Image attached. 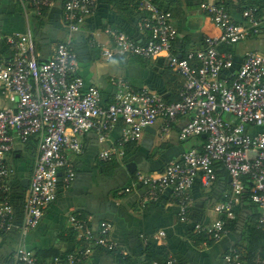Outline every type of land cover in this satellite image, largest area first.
Listing matches in <instances>:
<instances>
[{"label":"built area","instance_id":"1","mask_svg":"<svg viewBox=\"0 0 264 264\" xmlns=\"http://www.w3.org/2000/svg\"><path fill=\"white\" fill-rule=\"evenodd\" d=\"M18 1L27 16H41L52 9L56 0ZM135 1L138 11L144 14L138 28L147 33V39L137 42L107 26L105 33L113 48L103 49L102 56L163 58L167 67L182 79L175 102H167L157 92L137 89L124 79H113L116 92L113 101L106 104L100 90L86 85L78 73V57L70 41L58 43L50 59L41 61L31 30L7 37L10 56L0 54V95L9 104L0 107V233L15 228L14 209L9 200L15 169L9 158L17 142L26 144L34 139L37 143L21 226L22 234L26 235L40 224L56 199L59 185L69 187L74 181L76 171L67 153L82 152L84 134L93 132L103 143L121 126L123 146L138 142L146 128L158 121H162L161 136L166 137L172 125L186 117L189 120L181 127L178 138L187 141L202 137L201 147L184 152L158 174L137 173L136 181L147 189L142 204L157 200L169 189L170 199L179 208V219L187 221L193 208L192 188L199 181L203 189H211L217 180L215 165L221 163L232 192L214 207L222 218L197 224L195 233L214 243L228 235L246 178L252 184V202L259 207L258 223L264 229V55L247 51L236 66L235 54L222 50L261 34L264 14L258 13V7H248L241 14L242 21L237 23L225 0L203 2L201 8L208 13L218 33L204 36L202 49L180 57L174 51L177 30L172 14L153 0ZM96 8V0H64L62 22L70 38L81 31ZM256 128L260 131H249ZM251 151L257 153L254 159L249 158ZM113 154V150H104L100 159L110 160ZM70 222L77 238L87 242L84 249L64 258L55 256L42 261L20 244L4 264H81L95 247L109 253L121 252L110 238L111 225L107 221H102L97 230L91 228L90 218L73 215ZM238 256V251L231 249L225 260L229 264H242ZM166 264L178 263L170 254Z\"/></svg>","mask_w":264,"mask_h":264},{"label":"crops","instance_id":"2","mask_svg":"<svg viewBox=\"0 0 264 264\" xmlns=\"http://www.w3.org/2000/svg\"><path fill=\"white\" fill-rule=\"evenodd\" d=\"M96 1L94 14L84 22L81 31L70 38L62 22L64 0H56L52 9L40 18L33 14L27 16L18 0H0V54L10 56L7 37L16 33L24 34L28 30H31L41 61L50 59L58 43H72L76 38L78 73L86 85L100 90L106 104L113 101L116 92L113 79H124L137 89L157 92L167 101L177 99L182 79L169 71L163 58L147 60L116 54L107 59L102 56L103 49L113 48L110 37L105 33L107 26L111 27L112 24L123 29L128 37H133L137 42L145 41L147 33L138 28L144 14L133 9V4H129L128 0ZM154 1L172 14V23L177 30L174 51L180 57L188 51L202 49L204 36L218 33L208 13L201 8L203 2L214 0ZM229 1V12L237 23L242 21V10L246 6L251 4L264 8V0ZM233 50L237 62L250 50L264 55V33L239 43ZM8 106L0 95V107ZM188 120L189 117H186L172 125L166 137L161 136L162 121H158L151 131L143 133L138 142L123 146L120 144L121 126H117L109 140L103 143L93 132L84 134L81 137L82 152L67 153L76 171L74 181L69 187L59 185L56 199L45 211L40 224L26 235L21 232L23 217L19 210L15 228L0 233V264L8 261L20 244L42 261L74 253L81 239L75 238L73 234L70 222L73 215L90 218L94 230L98 229L102 221H107L111 225L110 238L121 251L111 254L102 248H95L81 264H157V261L146 256L145 240L165 254H171L178 264H229L225 257L231 249L239 250L238 258L242 264H251L245 246L249 235L248 224L255 214V208L243 204L241 200L235 207L234 227L217 243L193 234L197 220L210 223L222 218L214 209L218 202L210 203L209 195L213 187L205 190L200 184H195L191 190L192 217L185 222L178 217L179 208L170 199L169 189L160 194L157 200L142 204L147 189L136 181L137 173L158 174L167 161L177 160L184 152L201 147L203 138L195 137L186 142L178 138L181 127ZM249 131L257 132L260 129ZM107 149L113 150L112 158L118 164L117 167L110 168L111 165L101 163L100 153ZM36 150L34 139L26 144L17 142L16 150L9 158L15 169L14 176L19 172L23 175L22 179L28 178L27 172H32ZM131 164L132 172H129L127 166ZM231 192L228 178L223 193L225 199ZM159 233L163 235L159 236ZM259 247L263 252L264 241L260 242Z\"/></svg>","mask_w":264,"mask_h":264},{"label":"trees","instance_id":"3","mask_svg":"<svg viewBox=\"0 0 264 264\" xmlns=\"http://www.w3.org/2000/svg\"><path fill=\"white\" fill-rule=\"evenodd\" d=\"M128 1H129V4L130 3L133 4V9H136L138 11V5H137L136 1L135 0H128ZM229 2H230L229 0H225V3L227 5L228 9H229V5H230ZM248 7H258V13L259 14H264V8H262L260 6H256V5H251V4L246 6L245 8H243V10H245ZM243 10H242V12H243ZM45 13L46 12H44V14ZM43 15H41V16L34 15V17L40 18ZM111 27L123 32V29H121L119 27H116V26H114L112 24H111ZM123 33H125V32H123ZM261 33H264V30ZM130 38L132 39L133 37H130ZM75 41H76V38H74L73 42L71 43V48L77 54V57H78V60H79V53H78V50L75 47ZM222 50L223 51H227V52H233L235 54V51L231 47H223ZM240 62H241V60H239V62H237V57H236V66L239 65ZM168 69H169V71H172L173 74L178 76V74L173 69H170V68H168ZM177 100H178V96H177V99H175V100H170V101L166 100V101L171 103V102H175ZM198 138L201 139L202 137H198ZM182 142H186V141H182ZM131 144H133V143H131ZM101 163L103 165H107V164L111 165L110 168H114V167L118 166V164L115 162V160L113 158H111L110 160H107V161H102L101 160ZM168 163L169 162L167 161L165 163V165L163 166V168L159 172H162L164 170L166 164H168ZM215 171H216V174H217V180H216V183L214 184V186H213V188H212V190L210 192V195H209V196H211L210 203H217V202L226 200L223 193L226 191V187L228 185V178H229L228 174H227L226 170L224 169L223 164H221V163H217L215 165ZM17 173L18 174H16V176H14L13 179H12V184H11L12 188H11V191L9 193V200H10L12 206H13V209H14L15 222L18 221V217H19L20 211H22L21 214H22V217H23L25 196H26V191H27L26 188H24L23 185H22V180L23 179L21 178V176H23V175L19 174V172H17ZM27 173L29 174L28 175V177H29L31 172H27ZM196 184H200L199 181ZM243 184H244V189H243V194H242L240 200L242 201L243 204L249 205L250 207L255 208V211H254L255 214L251 217V222H249V224H248L249 228H248V232L247 233L249 235H248V237L246 239L247 240V244L245 246V250L249 254V256L247 258H248V260L250 259L249 262L251 264H253V263L263 264V262H264V251L262 252V250L259 247L260 242L264 241V229L261 228V226L258 223V220H259V217H260V211H259V207L255 203L252 202V198H251L252 197V192L251 191H252L253 187H252V184L250 183V180L247 179V178L244 179V183ZM214 187L218 188V190H216ZM257 207H258V209H257ZM192 210H193V208H192ZM192 210H191V213L189 215V218L192 217V212H193ZM82 218H85V217H82ZM199 223H206V222L204 220H202V219L201 220H197L195 222V226L197 224H199ZM234 223L231 224V226H229L228 233L234 227ZM250 223H252V224H250ZM91 228L93 229L92 223H91ZM194 230H195V228H194ZM73 234H74L75 238H77L76 233L74 231H73ZM193 234H194V236H196L198 238H201V239L205 238L206 239V237L204 235H202V234H196L195 232H193ZM80 241L81 242H80V245H79L78 249H84L87 246V242L85 240H80ZM209 241L213 242L210 239H209ZM145 245H146L145 248H146V252H147L146 256L150 260L153 259V260L157 261V264H166L167 258L170 255L169 253L165 254L163 251H161L160 248L159 249L155 248L156 245H154L153 243L148 242ZM95 248H101V247H95ZM62 257L64 258L65 256H62Z\"/></svg>","mask_w":264,"mask_h":264},{"label":"water","instance_id":"4","mask_svg":"<svg viewBox=\"0 0 264 264\" xmlns=\"http://www.w3.org/2000/svg\"><path fill=\"white\" fill-rule=\"evenodd\" d=\"M151 128L152 127H148V128H146L145 131H151ZM256 155H257L256 152H253V151L249 152V158H251V159H254ZM131 167H132V164L127 166V169L129 172H132ZM28 182H29L28 178H25L22 180V185L24 188H27Z\"/></svg>","mask_w":264,"mask_h":264},{"label":"rangeland","instance_id":"5","mask_svg":"<svg viewBox=\"0 0 264 264\" xmlns=\"http://www.w3.org/2000/svg\"><path fill=\"white\" fill-rule=\"evenodd\" d=\"M223 117H224V118H226V116H225V115H224Z\"/></svg>","mask_w":264,"mask_h":264}]
</instances>
